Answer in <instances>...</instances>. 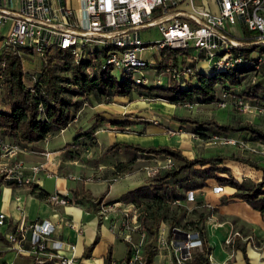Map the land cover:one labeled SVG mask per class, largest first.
Wrapping results in <instances>:
<instances>
[{
	"label": "built area",
	"instance_id": "2783aa9c",
	"mask_svg": "<svg viewBox=\"0 0 264 264\" xmlns=\"http://www.w3.org/2000/svg\"><path fill=\"white\" fill-rule=\"evenodd\" d=\"M151 27H156L161 35V40L153 44L156 49L161 51L167 47L181 51L176 56V63L163 69L169 73L167 79L161 76L163 71H158L159 64L143 58V51L150 44L142 41L140 31ZM244 32H250V39ZM0 38V54L15 51L20 58L23 54H36L40 62L45 63L47 53L63 50L75 64L87 59L86 71L90 76L96 78L98 66L110 67L112 72L131 76L135 86H165L168 82L184 86L195 74H207L208 70L213 73L227 71L244 62L252 66L249 75L259 76L264 71V52L253 51L248 58L255 57L256 61H251L244 60L238 50L264 46V0H215V11L194 0H0ZM146 69L156 74L152 82L143 74ZM35 79L33 74L31 84ZM230 99L235 107L247 109L244 98L226 91H221L214 103L223 109ZM191 104L182 105L189 107ZM249 109L264 116L263 106L255 105ZM76 120L77 115L71 123ZM209 138L214 143L236 142L216 135ZM28 151L29 144L19 145L0 136L1 185L13 182L14 189L30 191L33 185L40 186V176L57 178L56 171L48 166L52 162L48 152L41 153L44 162L28 165L18 158L19 153ZM84 152L88 155V148ZM174 166L175 161L164 156L159 165L141 169L151 177ZM121 176L124 175L107 181L113 183ZM69 178L82 180L75 176ZM94 180H101L100 175L84 181ZM193 201L194 193L190 192L185 201L177 202L188 209ZM15 202L16 208L21 210L19 197H15ZM46 202L51 207L75 203L70 193L57 192L51 193ZM94 204L97 226L102 227L105 223L110 234L127 246L124 264H194L195 256L203 251L198 230L170 228L166 220L158 223L149 239L141 220L144 215L141 204L105 198L95 200ZM86 214L90 212L86 210ZM62 226L78 235L84 230L83 226L54 212L46 218L20 219L18 222L0 212V255L12 252L29 258L32 264H85L76 255V245L57 236V228ZM236 237L239 234L232 232L224 244L234 249ZM149 243L153 256L147 263ZM232 257L233 253H230L223 264H229ZM208 261L216 264L212 263L210 255ZM109 264L116 262L110 259Z\"/></svg>",
	"mask_w": 264,
	"mask_h": 264
},
{
	"label": "trees",
	"instance_id": "16d2710c",
	"mask_svg": "<svg viewBox=\"0 0 264 264\" xmlns=\"http://www.w3.org/2000/svg\"><path fill=\"white\" fill-rule=\"evenodd\" d=\"M246 36L250 32H244ZM153 45L154 43H148ZM149 46V45H148ZM168 49L163 48L164 52ZM177 56L181 51L172 50ZM244 60L253 51L264 52V46H251L239 48L238 50ZM28 53L27 51H25ZM3 63V65H1ZM89 61L83 59L75 64L69 53L56 50L47 53L46 62L41 63L36 79L31 85L24 83V70L22 59L15 51H7L0 54V80L3 91L4 105L0 108V136L7 138L13 143L32 144L45 141L51 136L57 135L60 130L65 129L75 118L88 100L94 99L96 103L102 100L111 104L116 97L132 96L136 90L147 96L161 98L172 104L184 103H214L218 98L216 88L226 91L235 97L244 98L247 102L264 107V71L259 74V80L252 84H243L244 78L252 71L249 63L236 64L232 69L219 71L210 75L205 73L195 74L182 86L179 83L169 82L162 86H135L132 77L121 73L118 77L110 67L98 66L96 78L90 76L86 69ZM167 65L161 61L157 67L163 71ZM243 84L242 87H240ZM237 89V91H235ZM181 125L189 126L202 138L209 135L228 137L235 133L243 132L248 140L264 144V129L253 124L236 121L234 124H221L215 120H198L189 117H175ZM105 122L112 125L130 126L129 121L114 122L107 121L99 114L93 115L92 124L73 138L71 147L74 151H84L95 144L94 133ZM122 151L127 159L117 162L109 178L126 175L139 170L137 156H169L175 161V166L160 170L155 175L148 177L149 184L126 192L122 198L117 199L124 202L141 204L144 215L141 220L148 230L149 239L155 233V228L162 220H166L170 228H187L198 230L203 240V251L194 258V264H210L208 256L211 247L206 235V220L208 214L196 208L189 211L177 201H185L190 192H195L213 182L219 187H229L233 191L229 195L220 197V203L239 200L246 203L252 209L259 212L264 222V167H260L248 160L234 155H211L198 156L195 160L187 158L178 149L166 145L143 147L132 143H113L106 148L107 153ZM66 155L73 158L76 155L67 152ZM228 161H236L247 167L260 171L262 176L257 182H249L245 179H236L231 175V169L225 165ZM144 166V165H143ZM142 166V167H143ZM110 184L112 182H109ZM3 184L0 177V185ZM8 188L14 189L13 182L4 183ZM30 194L40 201H46L50 193L38 185H33ZM108 189L98 197L97 200L105 198ZM73 195L81 199H89L90 194L85 191L79 194L73 191ZM80 199V200H81ZM97 237L88 247L90 253L97 243ZM264 245V241L260 242ZM234 247L242 252L244 261L248 264L245 245L236 240ZM128 256V250L126 258ZM153 251L150 243L146 247L147 263L151 262ZM111 259V247L108 246L105 264Z\"/></svg>",
	"mask_w": 264,
	"mask_h": 264
},
{
	"label": "crops",
	"instance_id": "0c3cea01",
	"mask_svg": "<svg viewBox=\"0 0 264 264\" xmlns=\"http://www.w3.org/2000/svg\"><path fill=\"white\" fill-rule=\"evenodd\" d=\"M140 104H144V102L138 100L132 101V99L130 100V98L127 97H116L113 99V102L111 104H106L104 101H101L93 107L95 110H97V108H100V112L94 111L88 117H86V121H83L88 124L85 129H87L92 124L94 113L99 114L107 121L122 122L125 121V118L128 119V116H137V114H134L133 112L142 107V105ZM147 122L148 121L145 119L134 121V125H132L133 127L131 128L134 129L138 127V130L134 129L135 131L132 130L129 132L131 134H134L133 137H130L125 133H117L114 135L112 134V132L108 133V136L112 140V142L114 141V139H122L120 136H124L126 137L124 139H132L133 141L137 142L138 145H140L139 143H141L140 146L146 145L144 147H147L149 144H152L153 146L158 143L159 145L167 146L168 140L167 136L164 134L163 126L160 127L151 123L147 124ZM70 126H73L74 128V137L85 130L81 127L79 128V125L77 123H73ZM113 126L120 125L117 124ZM67 128L68 126L59 136L65 134ZM98 129L94 133L95 144L92 145V148H88V155L85 154L84 151L79 150V148H77V151H74V149H72L70 146L66 148V145H71L73 139L70 142H66V139H62V142H65L66 145L62 144L61 147L58 146L56 148L48 150L51 140H53L56 135L49 137L45 141L29 144L30 151L18 154L19 159H22L26 164L31 165L39 162H44V155H42L41 153L48 152L49 157L52 159V162L48 163V166L49 168L55 170L58 176L57 178H45L44 176H40V181L47 180L48 183L49 181L52 182V190L44 189L40 181L39 185L50 194L54 192L60 194L70 193L75 202L74 204L51 207L46 201H40L32 196L27 189H11L5 185H0V212L6 214L9 217V220H13L15 222H18L20 219L32 220L34 218H46L50 216L52 212L62 215L65 218L84 227L83 233L80 235L75 234L73 231L63 226L57 228L56 231V234L59 238L76 245V255L80 259V261L85 264H105V257L109 246L111 247V259H113L116 264H124L127 254V246L125 245L121 256L114 257L113 247L114 242L117 238H114V236L110 234L105 226H97L95 219L85 221V215H90L86 214V210L91 207L90 199H93V202L97 200L98 197H100L101 193L104 192L103 190H105L106 186L108 192L105 195V199L108 201L112 200L108 199V197L110 193V187L114 182L110 184L107 179L110 177V172L113 166L117 162H122L127 159V156L122 151L116 152V154H118V156L120 157L114 156L111 158V155L105 154V148L103 149L100 146L97 137V135L100 133V130ZM67 152H70L71 154L76 156L70 158L66 155ZM137 157L140 158L143 156ZM152 157L154 158L150 159L154 160L153 162L162 163L164 160V156ZM160 157L161 159H159ZM94 175H100L101 180H94L91 182L84 181L87 178H92V176ZM69 176L80 177L82 180L71 179L69 178ZM93 184L96 185L97 188L93 189L89 187ZM73 191H77L79 194L87 191L91 197L89 199H81V197L74 196ZM221 191L223 193L222 195H219L217 201L213 203L214 212L208 218L209 220L208 222L206 221L205 225L206 235L208 238V243L211 247V251L213 249L212 240H217V238L221 240L222 246H224L226 249H229V251L223 252V257L220 258L221 260L216 264H223V261L226 259V257H228L230 253H233V257L231 258L229 264H234L231 261L235 257L236 251H238V249H233L224 244L225 239L232 232H237L239 234V237L235 238V243L238 239L241 245H245L248 264H263L261 259L264 257V247L260 242L264 241V235L263 233H258L256 230V227L261 226L263 222L259 212L252 209L250 206L249 208L246 207L247 209L243 210V212L237 211L239 213H233L232 211L224 209L227 204L233 201L221 204L219 199L223 195L231 194L233 190L229 189L227 191L226 189L221 188ZM201 192L202 189L194 192V203H197L198 195ZM123 195H121L119 198L113 199H120L123 197ZM15 197H19L20 201L22 202L21 210H18L16 208ZM193 202L191 204H193ZM217 230H223V236L219 235V232L215 233V231ZM211 231L213 232V239H211ZM96 237L98 238L97 243L93 246L91 252L87 253L88 247L93 243ZM210 256H212L211 253ZM0 264L32 263L31 260L27 257L16 256L12 252H7L0 255Z\"/></svg>",
	"mask_w": 264,
	"mask_h": 264
},
{
	"label": "rangeland",
	"instance_id": "374dc122",
	"mask_svg": "<svg viewBox=\"0 0 264 264\" xmlns=\"http://www.w3.org/2000/svg\"><path fill=\"white\" fill-rule=\"evenodd\" d=\"M194 1L196 3L207 4L212 11H215V0H194ZM140 37L142 41L148 43L150 42L154 44L161 40V35L156 27H151L141 30ZM0 44H1V38H0ZM21 58H22V66L24 70V83L30 85L31 76L33 74H37V72L40 69L41 66L40 58L36 54L33 55L23 54ZM143 58L146 60L152 59L157 64L163 61V63L167 65V68L171 67L176 63V56L174 51L166 50L162 52L156 49L155 45H149V47H147V49L143 51ZM206 73L210 75L213 72L211 70H208L206 71ZM115 74L118 77H121L122 75L121 72H115ZM143 74L146 75L151 82L156 77V74L150 69L143 70ZM161 76L164 79H167L169 77L168 71L166 70L163 71ZM259 79L260 78L258 75L255 76L251 74V75H247L242 83L252 84L254 81H255L254 83H256ZM1 84L2 82L0 80V108H2L4 105L3 91L1 88ZM243 84L240 87H242ZM235 91H237V89H235ZM216 93L218 96L220 95L221 93L220 88L218 87L216 88ZM131 99L132 101H137V100L143 101L144 104H140L142 105L143 109L141 107L140 109L133 112L134 114H137V116H131V117L128 116V119L125 118V121H129L130 123L129 127L113 126L110 123H104L98 129L100 130V133L97 135V137L100 146L103 149L105 148L104 149L105 154L111 155L110 156L111 158L114 156L116 157H120V156H118L116 152L107 153L106 148L108 146H111L113 143L137 144V142L133 141L132 139H118V138L114 139V141L112 142V140L108 136V133L112 132V134L114 135L117 133H125L126 135L133 137L134 134H131L129 132L134 129L138 130V127L134 129L131 128L133 127L132 125H134V121L139 119H145L148 121L147 124L151 123L156 126H160V127L163 126L164 134L167 136V140H168L167 146L180 150L182 154L189 159L195 160L196 157L198 156H211V155L228 156L232 154L241 159L248 160L249 162L254 163L260 167H264V144L248 140L247 135L243 134V132L235 133L232 134L231 136H228L229 138H232L233 140L236 141L234 144H221L218 142L214 143V141L210 140L209 133H207V136L205 138H202L199 135H197L189 126L184 125L183 127H181L180 126L181 123L175 120V117H189L201 121L212 119L221 124H234L236 121H242L253 124L260 129H264V116L257 113L253 109L252 111L249 109V107L255 106L253 103L245 102L247 105V109H240L235 107L232 104V99L229 100L227 107L223 109L218 108L215 105V103H200L195 101L189 107H187L181 104L168 103L161 98H157L154 96H147L136 90L132 91V96L130 97V100ZM96 104L97 103L94 99L88 100L87 105H83L82 109L77 113V120L74 123H77L79 125L78 126L79 128L81 127L82 129H85L87 127L88 124L83 121H86L85 120L86 117H88L91 113H93L94 111L100 112V108H97V110L93 108ZM72 124L73 123H71L70 125ZM70 125L65 131V134L59 136L61 133H58L56 137L53 140H51L48 150L56 148L58 146L61 147L62 144L66 145L65 142H62L63 141L62 139H66V142H70L73 139L75 135L74 128L73 126ZM241 142L244 144H240ZM139 144L141 145V143ZM158 145L159 143L153 146H158ZM144 146L146 145H143V147ZM149 146H152V144H149L147 147ZM150 158H154V157L145 155L143 157L138 158L137 165L142 168L143 165L156 166L160 164L159 162H153L154 160ZM159 159H161V157ZM225 165L231 169V175L236 179H245V180H249V182L255 183L258 180H260L262 176L260 171H256L255 169L247 167L236 161H228L225 163ZM141 168L133 173L121 176L113 184L111 183L112 185L110 187V193L108 199L114 200L113 198H119L121 195L125 194L129 190L131 191L135 188L148 185L149 180L147 178L146 172ZM92 177L95 179V175ZM45 181L44 180L40 181L44 189L52 190V185H51L52 182L49 181L48 183L47 180ZM89 187L93 189L97 188V186L94 184ZM221 188L226 189L227 191L229 189L231 190V188L229 187H219L213 182H209L208 184H206V186L202 187V192L198 195L197 203L190 204L188 206V210L191 211L192 209L196 208L200 211L207 213L208 214L207 217L209 218L211 214H213L214 212L213 203L216 202L219 195H222L223 193L221 191ZM106 190H107V186L103 191L105 192ZM188 195H190V193ZM90 201H91L90 202L91 207L88 209L90 215H85V221L94 220V216L96 215V211H95L96 208L93 199H90ZM246 207L249 208V206L246 203L239 200H235L227 204L224 209L236 213L237 211L243 212V210L247 209ZM208 218L206 220L207 222L209 220ZM103 224H104L103 226H105V223ZM256 230L258 233H263L264 235V222H262L261 226H257ZM217 232L220 233L219 235L223 236V230L215 231V233ZM212 233L213 232L211 231L210 232L211 239H213ZM212 244H213V249L211 251L212 263H217L218 261L221 260L220 258L223 257V252H227L229 251V249H226L224 246H222L221 240H219L218 238L217 240L214 241L212 240ZM239 244L241 243L239 242ZM124 248H125V243L122 242L119 238H117L114 242V247H113L114 257L121 256ZM261 261L264 264V257L261 259ZM231 262H233L234 264H246L242 252L240 250L236 251V255Z\"/></svg>",
	"mask_w": 264,
	"mask_h": 264
},
{
	"label": "bare ground",
	"instance_id": "6f19581e",
	"mask_svg": "<svg viewBox=\"0 0 264 264\" xmlns=\"http://www.w3.org/2000/svg\"><path fill=\"white\" fill-rule=\"evenodd\" d=\"M122 139H124V138H126V137H124V136H120ZM147 142V141H146Z\"/></svg>",
	"mask_w": 264,
	"mask_h": 264
}]
</instances>
